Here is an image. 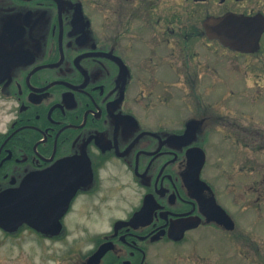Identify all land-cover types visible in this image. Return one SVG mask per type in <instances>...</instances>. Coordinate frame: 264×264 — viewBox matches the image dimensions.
I'll list each match as a JSON object with an SVG mask.
<instances>
[{
  "label": "flooded vegetation",
  "instance_id": "1",
  "mask_svg": "<svg viewBox=\"0 0 264 264\" xmlns=\"http://www.w3.org/2000/svg\"><path fill=\"white\" fill-rule=\"evenodd\" d=\"M228 12L264 16V0H0V199L21 220L0 231L87 242L79 264H184L197 247L203 264H264L252 198L241 223L213 157L222 49L264 71V32L249 53L207 35ZM230 125L248 147L237 130L254 128Z\"/></svg>",
  "mask_w": 264,
  "mask_h": 264
},
{
  "label": "rangeland",
  "instance_id": "2",
  "mask_svg": "<svg viewBox=\"0 0 264 264\" xmlns=\"http://www.w3.org/2000/svg\"><path fill=\"white\" fill-rule=\"evenodd\" d=\"M189 7L192 10L197 8L192 4ZM222 53L221 81L217 83L216 95H211L210 99L222 116L221 127L214 131L217 154L213 157L220 164L217 172L222 177L218 185L222 201L236 212L241 223L249 218L242 206H245L246 198L250 195L254 206L250 214L254 240L264 247V71L251 68V64L259 61L255 56L236 57L233 52L225 49H222ZM213 84L207 81L205 90L211 91ZM231 123L240 124L243 128H254L252 134L237 130L249 144L248 147L245 146L246 142H238ZM249 168L252 169L251 174L246 171ZM233 179L238 183L235 198L230 191ZM250 183L253 192L247 194ZM87 247V242L39 243L30 236L12 238L0 231V264H79ZM197 252L198 255L202 252L200 247L190 251L191 255H184L181 262L203 264L191 258ZM240 255L237 254L238 264H263L261 255L255 252L250 259L242 252Z\"/></svg>",
  "mask_w": 264,
  "mask_h": 264
},
{
  "label": "water",
  "instance_id": "3",
  "mask_svg": "<svg viewBox=\"0 0 264 264\" xmlns=\"http://www.w3.org/2000/svg\"><path fill=\"white\" fill-rule=\"evenodd\" d=\"M207 35L211 38H216L221 43L233 50L240 52H255L260 47V39L264 32V16H247L228 12L221 16H208L204 22ZM204 159L202 160V164ZM6 197L0 199V224L5 228H12L15 224H10L5 217ZM221 214L217 217L218 221L225 227L232 229L234 221L227 211L218 205ZM42 229H51L50 226H37ZM56 229L59 228L55 226ZM182 236H180L181 238ZM89 259L88 264L90 263Z\"/></svg>",
  "mask_w": 264,
  "mask_h": 264
},
{
  "label": "trees",
  "instance_id": "4",
  "mask_svg": "<svg viewBox=\"0 0 264 264\" xmlns=\"http://www.w3.org/2000/svg\"><path fill=\"white\" fill-rule=\"evenodd\" d=\"M262 149V148H261Z\"/></svg>",
  "mask_w": 264,
  "mask_h": 264
}]
</instances>
